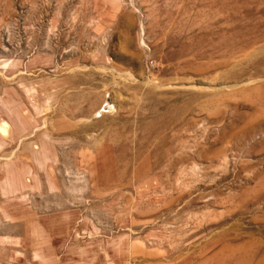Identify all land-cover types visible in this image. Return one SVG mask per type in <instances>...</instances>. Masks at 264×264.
Masks as SVG:
<instances>
[{"label": "rangeland", "instance_id": "obj_1", "mask_svg": "<svg viewBox=\"0 0 264 264\" xmlns=\"http://www.w3.org/2000/svg\"><path fill=\"white\" fill-rule=\"evenodd\" d=\"M0 264H264V0H0Z\"/></svg>", "mask_w": 264, "mask_h": 264}, {"label": "built area", "instance_id": "obj_2", "mask_svg": "<svg viewBox=\"0 0 264 264\" xmlns=\"http://www.w3.org/2000/svg\"><path fill=\"white\" fill-rule=\"evenodd\" d=\"M149 64H150V67H154V62L153 61H151Z\"/></svg>", "mask_w": 264, "mask_h": 264}, {"label": "bare ground", "instance_id": "obj_3", "mask_svg": "<svg viewBox=\"0 0 264 264\" xmlns=\"http://www.w3.org/2000/svg\"><path fill=\"white\" fill-rule=\"evenodd\" d=\"M1 129H3V128H1Z\"/></svg>", "mask_w": 264, "mask_h": 264}]
</instances>
